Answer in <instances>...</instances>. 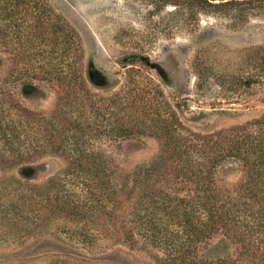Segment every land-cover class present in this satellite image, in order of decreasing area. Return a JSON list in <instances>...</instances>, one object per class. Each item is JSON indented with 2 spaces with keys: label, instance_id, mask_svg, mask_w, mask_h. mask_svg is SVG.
Returning <instances> with one entry per match:
<instances>
[{
  "label": "trees",
  "instance_id": "1",
  "mask_svg": "<svg viewBox=\"0 0 264 264\" xmlns=\"http://www.w3.org/2000/svg\"><path fill=\"white\" fill-rule=\"evenodd\" d=\"M0 50L11 59L0 78V133L27 141L25 154L11 149L7 163L31 161L45 149L67 159L63 176L53 179L58 194L49 208L25 198L26 208L43 218L56 207L74 217L73 237L88 251L100 249L103 235L133 245L142 236L157 249V264H264V114L202 134L186 128L168 101L138 87L95 100L83 74L81 37L50 0H0ZM31 80L55 92L50 112L30 109L14 92ZM3 105L15 106L14 119ZM148 131L160 149L132 172L91 150L95 141L125 143ZM129 205L133 226L120 221ZM85 220L107 224V232H92ZM218 234L234 251L208 257L204 250Z\"/></svg>",
  "mask_w": 264,
  "mask_h": 264
},
{
  "label": "rangeland",
  "instance_id": "2",
  "mask_svg": "<svg viewBox=\"0 0 264 264\" xmlns=\"http://www.w3.org/2000/svg\"><path fill=\"white\" fill-rule=\"evenodd\" d=\"M224 1L205 6L179 0L50 3L81 37L83 74L95 100L124 97L138 87L168 101L186 128L209 134L253 123L264 114V0L220 4ZM10 65L0 50V78ZM31 82L20 87L21 93L14 92L32 110H53L57 97L52 88ZM3 107L16 117L15 106ZM26 143L0 133V264H157V249L142 236L133 245L103 235L100 249L88 251L73 237L78 230L74 217L61 215L57 207L44 218L26 208L24 199L30 198L48 209L58 194L53 179L67 168L66 157L49 149L31 161L7 163L11 149L25 154ZM159 149L148 131L136 132L125 143L95 141L91 150L104 152L113 165L132 172ZM131 208L121 213L120 221L127 226H133ZM85 222L92 232H107V224ZM233 251L229 240L218 234L204 253L223 257Z\"/></svg>",
  "mask_w": 264,
  "mask_h": 264
}]
</instances>
